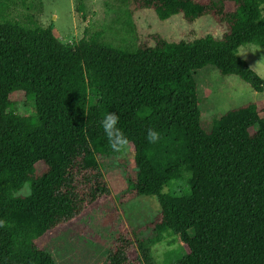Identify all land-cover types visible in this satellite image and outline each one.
Instances as JSON below:
<instances>
[{"label": "trees", "instance_id": "obj_1", "mask_svg": "<svg viewBox=\"0 0 264 264\" xmlns=\"http://www.w3.org/2000/svg\"><path fill=\"white\" fill-rule=\"evenodd\" d=\"M17 1L0 0V264H57L45 244L113 199L105 176L115 170L120 208L151 197L160 211L120 232L104 264H264V101L207 128L195 79L211 66L264 91L235 55L264 48V0H119L128 32L142 10L161 21L209 16L224 29L179 42L154 34L135 48L100 34L63 43L32 16L10 18ZM109 111L129 139L123 155L99 126ZM170 238L181 246L155 257Z\"/></svg>", "mask_w": 264, "mask_h": 264}, {"label": "rangeland", "instance_id": "obj_2", "mask_svg": "<svg viewBox=\"0 0 264 264\" xmlns=\"http://www.w3.org/2000/svg\"><path fill=\"white\" fill-rule=\"evenodd\" d=\"M125 9L127 6L119 0H18L9 15L20 21L32 16L40 26L52 27L63 43H77L84 37L100 34L102 40L114 46L135 48L145 41L152 46L150 37L154 34L168 42H179L205 36L221 37L224 33V29L209 16L189 22L182 15H176L161 21L151 10L134 13V31L130 30V33L124 24ZM251 46L256 52L250 51L239 57L264 79V48ZM195 76L202 99L201 120L207 128L232 109L264 101V91L252 90L236 76H221L215 67L199 70ZM105 179L113 199L99 204L76 223L63 227L45 244V250L57 264H104L120 232L144 226L159 213V203L151 197L138 198L120 208L116 197L124 188L121 173L111 171ZM176 187L177 184L172 189H178ZM29 193V185H26L19 194ZM180 246L178 239L175 242L172 238L167 239L155 247V257L161 260L165 252Z\"/></svg>", "mask_w": 264, "mask_h": 264}, {"label": "clouds", "instance_id": "obj_3", "mask_svg": "<svg viewBox=\"0 0 264 264\" xmlns=\"http://www.w3.org/2000/svg\"><path fill=\"white\" fill-rule=\"evenodd\" d=\"M256 52L252 50L251 45H242L237 50L236 56H244L248 52ZM119 115L113 112H106L99 120V126L103 130L104 136L107 139L108 146L112 152L123 155L127 152L129 146V139L124 131L119 127ZM148 143H155L159 139V132L152 128L147 130L145 137Z\"/></svg>", "mask_w": 264, "mask_h": 264}]
</instances>
